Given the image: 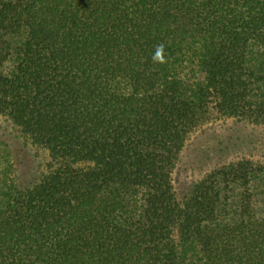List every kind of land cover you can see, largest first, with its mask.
<instances>
[{"label": "trees", "instance_id": "trees-1", "mask_svg": "<svg viewBox=\"0 0 264 264\" xmlns=\"http://www.w3.org/2000/svg\"><path fill=\"white\" fill-rule=\"evenodd\" d=\"M0 114L46 154L4 188L0 264H264L251 159L173 177L213 116L264 126V0H0Z\"/></svg>", "mask_w": 264, "mask_h": 264}, {"label": "rangeland", "instance_id": "rangeland-1", "mask_svg": "<svg viewBox=\"0 0 264 264\" xmlns=\"http://www.w3.org/2000/svg\"><path fill=\"white\" fill-rule=\"evenodd\" d=\"M251 159L257 177L250 184L253 207L264 212V126L234 117L213 116L188 138L174 170V184L187 194L192 185L223 164ZM45 152L26 141L6 115L0 114V198L10 184H29L43 169ZM243 188L225 183L221 193L238 209ZM231 206L227 207L230 209Z\"/></svg>", "mask_w": 264, "mask_h": 264}, {"label": "clouds", "instance_id": "clouds-1", "mask_svg": "<svg viewBox=\"0 0 264 264\" xmlns=\"http://www.w3.org/2000/svg\"><path fill=\"white\" fill-rule=\"evenodd\" d=\"M153 63L164 64L166 63L165 46L163 43L156 45L155 51L152 55Z\"/></svg>", "mask_w": 264, "mask_h": 264}]
</instances>
